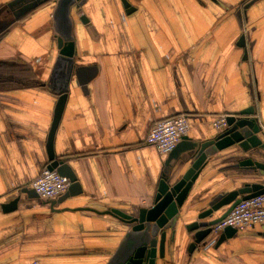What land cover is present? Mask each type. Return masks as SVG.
Instances as JSON below:
<instances>
[{"label": "crops", "instance_id": "1", "mask_svg": "<svg viewBox=\"0 0 264 264\" xmlns=\"http://www.w3.org/2000/svg\"><path fill=\"white\" fill-rule=\"evenodd\" d=\"M14 1L0 0V264H106L127 228L103 213L150 208L160 177L187 170L179 164L190 143L220 134L215 118L252 109L264 142V0L247 8L251 0H127L135 9L128 16L120 0H86L72 12L74 70L96 73L85 88L72 73L53 138L77 185L54 207L29 197L23 191L49 164L58 51L54 3L19 13ZM176 116L187 118L188 140L176 155L160 156L145 139L154 122ZM246 157L233 147L207 159L166 264H264V226L188 253L184 227L212 199L264 183L236 166ZM15 199L16 208L3 211Z\"/></svg>", "mask_w": 264, "mask_h": 264}, {"label": "water", "instance_id": "2", "mask_svg": "<svg viewBox=\"0 0 264 264\" xmlns=\"http://www.w3.org/2000/svg\"><path fill=\"white\" fill-rule=\"evenodd\" d=\"M120 1L125 15L128 16L135 11L127 0ZM256 1L251 0L245 7H249ZM47 2L54 3L52 30L58 51L49 86L51 89L54 86L57 87L55 92L58 96V101L46 145L49 161L46 169L57 172V174L67 178L70 182V187L66 193L58 199L49 202L50 206L54 207L56 203L65 199L74 186L77 185L76 178L69 167L56 158L53 150L54 133L60 120L68 84L72 73L75 72L78 84L85 88L94 78L96 70L95 68H89L87 76L82 69L74 70L75 46L72 35V12L74 11L78 15L86 0H16L13 5H19V13H23ZM79 20L83 24L87 23L84 16H80ZM240 42L244 46V38ZM227 125L228 128L212 140L190 143L187 147L185 158L179 164V167L187 164V170L176 179H173L172 172L163 174L160 177L150 208H141L132 215H127L115 209L103 213L117 219L127 228L119 245L110 255L106 264H166V245L172 247L175 245L180 212L184 207L189 192L205 166L207 159L218 152L236 147L241 153L247 155L236 166L257 173L258 176L264 178V161L258 160V158L264 159L260 153V151H264L263 134L260 126L253 118V110L248 109L229 115ZM185 140H188V136L182 138L170 155H176ZM23 192L29 197L37 198L33 190H24ZM263 195L264 183H250L245 184L236 191L218 195L212 199L208 203L207 209L199 213L196 221L184 227L187 233L192 234L188 253L193 254L196 251L199 253L206 250L212 226L226 218L241 201ZM18 201V199H15L11 203L4 205L3 211L14 210ZM221 210L222 213L218 217L213 218L214 214ZM53 211L55 210L53 209ZM236 233L235 229H224L216 239L213 248H219L224 242L234 238Z\"/></svg>", "mask_w": 264, "mask_h": 264}, {"label": "built area", "instance_id": "3", "mask_svg": "<svg viewBox=\"0 0 264 264\" xmlns=\"http://www.w3.org/2000/svg\"><path fill=\"white\" fill-rule=\"evenodd\" d=\"M219 116L212 121L213 128L224 132L227 128V118ZM189 132V123L184 116H176L156 121L152 125L145 139L147 146L153 147L160 156L170 155L182 138ZM70 182L55 171L43 170L38 177L29 183V188L43 200L52 201L67 192ZM255 226H264V195L241 201L230 214L221 222L212 226L207 248H210L218 236L226 228L235 229L237 232L252 229ZM27 264H40L35 260Z\"/></svg>", "mask_w": 264, "mask_h": 264}]
</instances>
